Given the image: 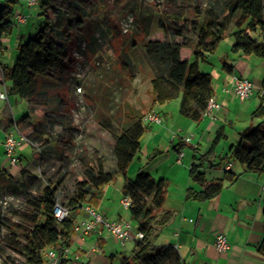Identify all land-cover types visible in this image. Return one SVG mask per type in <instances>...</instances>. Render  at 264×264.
Instances as JSON below:
<instances>
[{
	"label": "rangeland",
	"instance_id": "374dc122",
	"mask_svg": "<svg viewBox=\"0 0 264 264\" xmlns=\"http://www.w3.org/2000/svg\"><path fill=\"white\" fill-rule=\"evenodd\" d=\"M45 1L49 2L46 10L38 3L24 28L39 30L45 21L43 15H48L49 34L63 47L65 60L60 68L37 79L38 90L46 91V105H30L31 113L23 121L15 119L20 134L35 147L25 148L24 162L29 164L20 168L21 181L11 176L0 179V264H25L24 257L15 249V242L20 244L18 247L23 246L25 236L39 223L31 202L42 198L46 186L65 205L81 183L89 181L91 172L95 175L102 168L104 172L117 174L116 137L128 126L131 114L137 112L145 117L152 111L151 80L159 74L160 67L148 44L196 40V23L210 10L223 16L227 0ZM173 15L181 16L182 20L171 19ZM176 28L184 29V37L175 36ZM237 30L232 24L211 57L209 70H219L230 60L235 43L232 33ZM250 35L263 41L259 30ZM14 45V42L4 45L8 61L15 60L18 54ZM252 59L264 77V60L254 56ZM209 70L207 67L204 72ZM0 85L3 90L2 81ZM262 93L255 89L254 97L246 101L252 111L264 103ZM14 100L11 110L7 102L0 101V111L17 117L23 115L27 105L16 107ZM176 100L171 101L170 111H178ZM156 108L166 112L165 105ZM262 121L264 117L248 116L234 120V125L226 123L225 128L233 132L235 125L258 126ZM19 157L17 166L21 164ZM2 161L0 158V167ZM135 162L140 164L138 157ZM131 247L132 243L126 248L119 247L117 253L129 255ZM122 254L117 255L114 264H119Z\"/></svg>",
	"mask_w": 264,
	"mask_h": 264
},
{
	"label": "trees",
	"instance_id": "16d2710c",
	"mask_svg": "<svg viewBox=\"0 0 264 264\" xmlns=\"http://www.w3.org/2000/svg\"><path fill=\"white\" fill-rule=\"evenodd\" d=\"M38 3L43 11L49 4L45 0H38ZM16 5L15 0L0 2V53L3 38L11 29ZM224 6L223 16L210 10L196 23V40L189 39L175 44L159 42L148 44L160 67L159 74L151 80L152 110H155L157 105H165L180 98L179 115L192 121H199L204 116L208 101L214 96L215 89L212 76L203 71V66L217 52L232 24L238 29L232 33L235 40L232 51L264 60V0H227ZM67 11L69 12V9ZM43 16L45 21L37 33L28 39H20L14 65L0 64L3 81L9 83L8 95L26 100L30 105H46V91L38 90L37 79L60 68L65 60L63 47L49 34L50 17ZM170 18L176 21L182 20L179 15ZM257 30L262 34L261 42L250 35ZM174 31L176 37H184V29L176 28ZM222 70L229 74L234 73L233 67L226 62L223 63ZM254 115L263 118L264 106L261 105ZM26 117L22 118V121ZM143 117L137 112L131 114L128 126L115 139L117 174L104 172L102 168L95 175L91 172L89 181L81 183L74 196L64 205L69 211L66 219L59 222L55 217L54 209L59 199L50 186L44 188L42 198L31 202L38 214L39 223L25 236L26 242L23 246L18 247L20 244L15 242V249L24 257L25 264H41L46 251L63 252L69 247L75 238L74 229L82 207L99 198L101 188L113 182L118 174L126 177L129 166L141 149V141L147 131ZM191 149L196 152L194 148ZM194 159L190 179L199 185L200 189H188L187 200L199 202L212 200L222 192L226 182L235 183L241 175L230 171H225L222 179L208 180L206 176L207 169L221 168L231 159L244 168V174L264 173V121L258 126L247 127L241 133L240 143L232 146L219 164L213 163L212 150L199 156L194 155ZM166 189V180H156L142 170L134 180H127L123 188V197H130L132 203L129 213L137 224L136 231L143 233L144 239L135 241L129 255H120L119 264H184L179 251L174 246L153 245L155 225L159 220V211L166 200ZM169 216L170 213H166L160 224L163 225ZM263 250L264 241L260 248V251ZM116 259V255L111 256L110 264H114Z\"/></svg>",
	"mask_w": 264,
	"mask_h": 264
},
{
	"label": "crops",
	"instance_id": "0c3cea01",
	"mask_svg": "<svg viewBox=\"0 0 264 264\" xmlns=\"http://www.w3.org/2000/svg\"><path fill=\"white\" fill-rule=\"evenodd\" d=\"M6 1L9 0H0V2ZM15 1L17 5L12 17L13 23L3 38V47L0 53L1 65L13 66L16 61V59L12 61L6 59L5 44L14 42L18 51L20 39H28L38 31L36 28L25 30L24 27H27L32 19L30 16H33V9L29 8L24 0ZM16 12L29 16L26 25L18 26L16 24L14 20ZM232 47V57H229L230 60L226 63L233 67V74H229L222 68L209 70L211 58L203 67V71L208 67L209 71L205 73L210 74L215 82L214 96L221 104V109L213 110L210 115H204L199 121H192L179 115V109L170 111L171 102L165 104V113L156 108L155 111L161 114L164 124L162 126L147 125V131L141 141V149L136 156L140 164L137 165L134 160L127 170L126 177L118 174L113 182L101 188L99 198L89 203L108 221L135 224L133 228L136 231L137 224L132 220L129 210L121 205L123 188L127 180L132 179L134 174L141 170L149 173L156 180H166V200L159 211L153 245L157 247L174 246L179 251L184 264H264V250L260 251L264 241L262 193L264 173L260 175L244 174V168L231 159L225 162L221 168L207 169L206 176L208 180L222 179L225 171H230L241 175L235 183L226 182L222 192L212 200L206 202L187 200L188 189H200L199 185L190 179V170L195 162L194 155L199 156V154H205L212 150V161L214 164H219L220 160L229 153L230 148L240 143L241 133L247 127L253 126L251 123L235 125L231 132L226 131L225 124L234 125V120H244L248 116L255 117L254 113L257 109L261 105L264 106L262 103L255 111H252V107L245 104L246 101H239L234 94L227 96L223 93V88L230 85L232 75L248 78L253 82L258 92H264V77L261 75V70L254 67L253 56L236 54L232 51ZM262 66H264V62ZM0 76L2 77L1 68ZM0 81L6 84L3 77ZM2 91L0 85V93ZM261 97L264 100V93ZM14 99V96L9 95L7 106L10 110L14 107L12 104ZM176 101L177 106L180 107L181 99ZM14 102L16 107L25 104L28 108L23 115L18 117L17 114L5 113V110L0 111V158L4 160L0 167V179L4 177L7 180L8 176H11L16 178V181H21L20 168L21 166L25 168L29 164L24 162L25 148L28 145H23L19 152L21 164L8 168L9 162L4 154L3 141L12 125L11 122L16 118L22 120L28 116L31 113V106L23 99H15ZM250 105L252 106V104ZM187 137L191 138L190 142L185 141ZM191 148H194L196 152ZM181 151L184 153L182 159L179 158ZM168 212L170 213L169 219L161 225L160 221ZM83 217L81 212L79 220ZM219 232L225 233L228 238L230 249L226 253H219L215 247V235ZM131 243V248H133L135 242ZM70 246L73 252L81 254L83 264H110L111 256L123 253H117L120 246L106 230H103L101 234L90 236L84 242H74L73 240ZM123 254L126 255L125 252ZM66 264L77 263L68 261Z\"/></svg>",
	"mask_w": 264,
	"mask_h": 264
},
{
	"label": "built area",
	"instance_id": "2783aa9c",
	"mask_svg": "<svg viewBox=\"0 0 264 264\" xmlns=\"http://www.w3.org/2000/svg\"><path fill=\"white\" fill-rule=\"evenodd\" d=\"M29 8H34L38 4V0H24ZM28 16L20 12H16L14 20L18 26H24L28 22ZM79 92L82 89L79 88ZM255 86L252 81L246 77L232 75L230 79V85L223 88L225 95L234 94L235 97L245 102L250 100L254 96ZM0 100L9 102V95L7 86L4 84L3 91L0 93ZM221 109V104L217 102L215 96H212L208 101L207 110L204 115H210L213 110ZM146 125H158L164 124L163 117L160 113L152 110L144 117ZM10 129L8 130L5 139L3 141L4 154L11 167H15L20 163V150L23 145L35 147V145L26 137L22 136L19 132L18 125L13 120ZM191 138L187 137L186 142H190ZM179 158L182 159L184 153L179 152ZM229 169V168H227ZM263 200H264V185L262 186ZM130 197H123L121 199V205L129 210L131 206ZM82 213L84 217L75 225V238L74 242H84L87 238L94 234H101L103 230L110 233L121 248H125L129 243L137 240H143L144 234L135 231L132 225L122 224L108 221L102 213H100L94 206L87 203L82 207ZM56 219L60 222L66 219L69 215L68 209L58 202L54 209ZM215 247L219 253H226L230 249L228 238L225 233L219 232L215 235ZM72 261L77 264H83L81 260V254L73 252L72 247H66L63 252L55 250H48L44 254V259L41 264H66V262Z\"/></svg>",
	"mask_w": 264,
	"mask_h": 264
}]
</instances>
